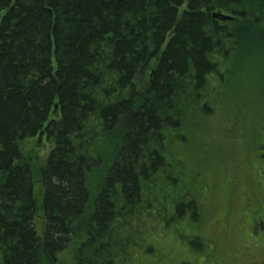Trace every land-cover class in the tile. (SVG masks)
Returning <instances> with one entry per match:
<instances>
[{
	"label": "trees",
	"instance_id": "16d2710c",
	"mask_svg": "<svg viewBox=\"0 0 264 264\" xmlns=\"http://www.w3.org/2000/svg\"><path fill=\"white\" fill-rule=\"evenodd\" d=\"M263 48L264 0H0V264H198L227 161L264 218Z\"/></svg>",
	"mask_w": 264,
	"mask_h": 264
},
{
	"label": "rangeland",
	"instance_id": "374dc122",
	"mask_svg": "<svg viewBox=\"0 0 264 264\" xmlns=\"http://www.w3.org/2000/svg\"><path fill=\"white\" fill-rule=\"evenodd\" d=\"M260 54L262 59L261 68L263 71V81L260 84L263 87L261 92L264 93V48L260 50ZM239 104L242 103H238L237 105ZM261 105L263 104L261 103ZM50 144L45 136L40 140L35 137L24 142L22 154L37 169L44 164L49 151L52 149V144ZM244 150H241V152H244ZM246 153L248 152L246 151ZM249 155L255 157L254 152L249 153ZM227 162L229 163L225 165V169L222 168V170L217 169L213 173L210 172L212 187L209 190V195L205 199V211L207 214L203 227L200 226L201 228L198 233L205 241L212 240L214 243L208 244V246L206 244L197 256L194 254L198 260V264H240L241 258L237 255L235 256L233 252L237 246H245L247 240L246 235L250 233V229L251 233L248 236L249 241H252V243L264 234V218L259 214H255L252 217L253 223L250 222L249 217H247L248 213L246 212L248 204L245 205V201L242 198L244 195L253 196L252 194H257L256 197L261 199L262 186L251 189L252 186L256 187V183L252 185V182L253 180H257L258 173L256 174L254 172L251 161ZM258 168L264 171L263 166H258ZM37 178L38 174L36 175ZM249 191L251 192L248 193ZM258 203L260 201L256 199L255 205ZM183 244L186 245L184 242ZM162 245L164 249L170 251L169 246L164 243ZM212 245L213 247H211ZM249 249L248 252L255 256L257 260L264 257V244L262 242L260 244L254 243V245H250ZM188 250L179 244H175L171 248L174 259L188 258L193 260L188 254ZM241 255L242 252H239V256ZM64 261L65 264L72 263L71 259H65ZM250 262H255V260H251Z\"/></svg>",
	"mask_w": 264,
	"mask_h": 264
},
{
	"label": "water",
	"instance_id": "95a60500",
	"mask_svg": "<svg viewBox=\"0 0 264 264\" xmlns=\"http://www.w3.org/2000/svg\"><path fill=\"white\" fill-rule=\"evenodd\" d=\"M213 18L218 19L220 21H230L232 18L229 16L222 15L220 13L213 14ZM56 109V107H54ZM43 135V132L39 134V138Z\"/></svg>",
	"mask_w": 264,
	"mask_h": 264
}]
</instances>
